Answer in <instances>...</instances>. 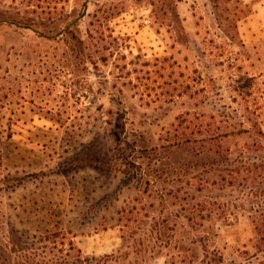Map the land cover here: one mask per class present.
Instances as JSON below:
<instances>
[{
    "label": "rangeland",
    "instance_id": "374dc122",
    "mask_svg": "<svg viewBox=\"0 0 264 264\" xmlns=\"http://www.w3.org/2000/svg\"><path fill=\"white\" fill-rule=\"evenodd\" d=\"M0 264H264V0H0Z\"/></svg>",
    "mask_w": 264,
    "mask_h": 264
},
{
    "label": "crops",
    "instance_id": "0c3cea01",
    "mask_svg": "<svg viewBox=\"0 0 264 264\" xmlns=\"http://www.w3.org/2000/svg\"><path fill=\"white\" fill-rule=\"evenodd\" d=\"M259 39H261V37H258Z\"/></svg>",
    "mask_w": 264,
    "mask_h": 264
}]
</instances>
